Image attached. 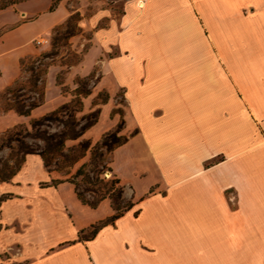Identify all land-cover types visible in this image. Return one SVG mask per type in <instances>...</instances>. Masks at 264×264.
I'll list each match as a JSON object with an SVG mask.
<instances>
[{
	"label": "crops",
	"instance_id": "obj_1",
	"mask_svg": "<svg viewBox=\"0 0 264 264\" xmlns=\"http://www.w3.org/2000/svg\"><path fill=\"white\" fill-rule=\"evenodd\" d=\"M35 2L0 10V91L33 39L67 15L62 0ZM85 26L84 72L96 63L99 75L83 111L99 90L108 99L82 137L113 128L120 91L126 139L109 167L132 200L85 237L112 214L107 200L82 203L70 173L23 155L0 181V235L25 243L21 264H264V0H112ZM64 99L49 80L29 114L0 111V133ZM17 220L15 236L6 226Z\"/></svg>",
	"mask_w": 264,
	"mask_h": 264
},
{
	"label": "rangeland",
	"instance_id": "obj_2",
	"mask_svg": "<svg viewBox=\"0 0 264 264\" xmlns=\"http://www.w3.org/2000/svg\"><path fill=\"white\" fill-rule=\"evenodd\" d=\"M23 1L25 0L19 2ZM42 1L37 0L33 3V7L39 6ZM52 1L50 0L49 3ZM57 1L59 0H55V3ZM62 2L67 15L60 23L38 36L47 39L46 43L35 44L32 41L34 47L31 53L24 55L19 61V76L7 87V91L5 89L0 91V111L12 109L9 107L15 105L40 104L43 101L44 87L49 80L57 86L65 99L49 111H54V113L51 119L44 121L43 124L31 128L28 122L27 125H16L0 133V176L7 174L15 164L21 163L20 158L23 157L21 150L24 146L34 150L44 146L43 141L33 135L59 133L61 130H67L63 123L68 125L70 122H72L71 128L76 130L84 122L82 116L99 109V106L108 99L107 93L99 90L92 95L91 99H88L89 109L83 111V101L89 96L91 87L99 75L96 63L84 72V67L88 64L91 54L89 51L86 52L90 44L91 28L85 26V20L93 10L99 9L101 5L112 4V0H62ZM15 4L8 7H13ZM111 8L114 13L119 11L116 6ZM96 25H103V22L99 20ZM109 101L112 103L110 116L114 115L117 122L105 133L118 129L117 134H119L125 111L120 91L115 93ZM83 139L85 138L81 135L76 139L65 140L61 151L49 154V168L60 173L68 172L70 174L67 178H69L74 170L84 163L82 170L88 173V181L83 175L73 177L74 190L88 202H94L103 197L102 199H106L111 207L112 214L121 212L131 203V191L115 182L116 179L109 167L110 152L105 151L104 148L96 149V151H93V148H87L82 151L77 146L78 142ZM93 143L90 141V145ZM81 152L83 155L71 166H67L68 161H65L61 155L66 153L68 157H73ZM93 152L97 155L101 154L93 157ZM118 185L122 186L119 194ZM21 223L19 220L11 221L6 228H10L16 236L22 231ZM0 226L2 227V224ZM1 234L0 264H21L24 261L22 254L25 250V243L21 239H14L12 233L2 230ZM88 234L89 228L83 236Z\"/></svg>",
	"mask_w": 264,
	"mask_h": 264
},
{
	"label": "trees",
	"instance_id": "obj_3",
	"mask_svg": "<svg viewBox=\"0 0 264 264\" xmlns=\"http://www.w3.org/2000/svg\"><path fill=\"white\" fill-rule=\"evenodd\" d=\"M21 0H0V10L11 6L17 2H19ZM55 3V0H53L51 2V5L49 6L52 7ZM8 87V86H7ZM5 87L4 89L7 91L8 88ZM38 103H30L27 106H23V105H15L9 108H12L15 112H17L18 114H23V115H27L29 114L30 109H32L33 107L37 106ZM54 111H51L47 114H43L42 116L38 117V118H31L29 120V124L30 127L33 128L37 125L43 124L44 121H48L51 119L52 115H53ZM99 113V109H96L95 111L89 112L88 114L82 116L84 122L82 124H80L78 126V128L75 130L73 128H71L72 122H70L68 125H66V123H63V126L67 127V130H61L59 133H53V134H43V133H36L35 137L41 139L44 143V146L41 149L38 150H34L32 148H29L28 146H24L22 148V153L23 155L27 154V153H33V154H37L40 156L43 165L47 168H49L50 165V153L53 152H57V151H61V149L63 148V143L65 140L67 139H76L79 136L82 135V133L84 132L85 129H87L88 127H90L93 123H95V121L97 120V116ZM119 130H115L109 133H104L97 141H95L92 145H90V141L88 139H83L81 141L78 142V148L82 151L86 150L87 148H93V151H96V149H100V148H104L105 151L110 152L114 147L120 145L121 143H123L125 141V136L119 135L117 134ZM101 153H98V155L93 152V157L95 156H99ZM65 161H68L67 166H71L80 156L83 155V153L81 152L79 155L73 156V157H68V155L65 154H61ZM92 155V152H91ZM23 160V157L21 156L20 158V162ZM19 163L15 164V166L8 171L7 174L1 175L0 176V181H4L10 178V176L18 169L19 167ZM85 164L81 163L73 172L72 175H70L69 178H67V180L71 183H73L72 178L79 176V175H83L87 181H88V173L84 172L82 170L83 166ZM68 173V172H67ZM116 179V178H115ZM57 180H51V183L54 184L56 183ZM116 183H119V181L116 179L115 180ZM118 194L121 193V189L122 186L118 185ZM75 191V190H74ZM76 197L84 204H87L90 207H95L96 204L103 198L94 201V202H88L86 200H84L78 192L75 191ZM5 195H0V200H2L3 198H5ZM129 206V205H128ZM127 206V207H128ZM127 207H125L124 209H126ZM123 209V210H124ZM122 210V211H123ZM121 211V212H122ZM121 212H116L111 214L110 216L106 217L105 219L99 220L97 223L91 225L89 227V234L86 235L85 237H89L91 235L94 234V232L96 231V229L105 224V223H109L111 222L115 217H117Z\"/></svg>",
	"mask_w": 264,
	"mask_h": 264
},
{
	"label": "built area",
	"instance_id": "obj_4",
	"mask_svg": "<svg viewBox=\"0 0 264 264\" xmlns=\"http://www.w3.org/2000/svg\"><path fill=\"white\" fill-rule=\"evenodd\" d=\"M33 42L35 44H42V43H46L47 42V39L45 38H41V37H37V38H34L33 39Z\"/></svg>",
	"mask_w": 264,
	"mask_h": 264
}]
</instances>
